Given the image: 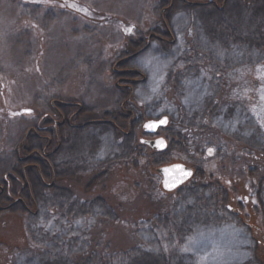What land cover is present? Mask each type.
Segmentation results:
<instances>
[{
	"label": "rangeland",
	"instance_id": "rangeland-1",
	"mask_svg": "<svg viewBox=\"0 0 264 264\" xmlns=\"http://www.w3.org/2000/svg\"><path fill=\"white\" fill-rule=\"evenodd\" d=\"M165 1L0 0V264L84 257L86 264H138L144 254L161 264H264V53L238 39L227 51L222 41L238 29L243 39L258 38L264 16L252 23V5L238 22L231 9L238 0H215L223 11L200 7L210 0H187L197 6L173 12L168 45ZM228 10L231 18L220 20ZM248 60L258 63V82L243 75L239 88L253 97L222 101L211 78L227 62L245 67ZM130 70L143 78L122 96L131 86L119 72ZM161 116L170 120L169 145L155 155L140 139L146 122ZM123 121L126 135L96 130ZM212 128L238 144V177L236 149L207 139ZM66 133H74L69 144ZM173 163L196 176L164 199L155 175Z\"/></svg>",
	"mask_w": 264,
	"mask_h": 264
},
{
	"label": "flooded vegetation",
	"instance_id": "flooded-vegetation-1",
	"mask_svg": "<svg viewBox=\"0 0 264 264\" xmlns=\"http://www.w3.org/2000/svg\"><path fill=\"white\" fill-rule=\"evenodd\" d=\"M227 0H222L223 4L226 2ZM228 2V1H227ZM226 2V4H227ZM254 1L253 0H243L241 2V0H238V3H236L235 5H232L231 4V9H236L238 10V18L236 17L237 21L240 22L241 19H240V14L239 13H243V10L247 7H250V6H256L255 8V12H254V15H253V19L251 20V22H257L259 16L262 17V15H259L258 14V4H254L253 3ZM210 3H213L215 7H217V9L219 11H223V6L219 5L218 2H216L215 0H210V1H206V3L203 5V8L207 5V4H210ZM207 7V6H206ZM202 8V7H201ZM229 10L226 12V13H218L219 15V19L220 20H223L222 18H231V15L230 13H228ZM214 15V14H213ZM212 16H208L207 18H212ZM258 17V18H257ZM257 18V19H256ZM260 19V18H259ZM235 27V28H234ZM233 29H237V26H234ZM239 28V26H238ZM238 34V35H237ZM242 34L240 33V30L238 29V33L236 32V35L233 37V38H230L231 40H228V38L225 36V37H222V41L224 42L223 46L224 48L227 50V51H231V49L234 48V41H236L238 39V46H244L246 45L247 48H250L253 52H256V53H264V37H263V34H261V36H259L258 38H254V36H250V37H247L246 39H243V37H241ZM164 40V39H163ZM164 41H167V44L168 45H171L172 43H174V39L173 37H171V40L169 38L165 39ZM243 41H245V43H243ZM242 43L244 45H242ZM249 59H251L250 57H248ZM249 62L252 63V61L248 60ZM247 64V63H246ZM258 64V63H257ZM256 63H252V64H247L245 67H243L242 64H238L239 66H230L229 63L227 62L226 65L229 66L227 68V70H225L223 73H221L220 76H218L219 74L215 75L213 78H211L214 82V83H217L218 86L221 88V92H224L222 94V98L221 100L224 101L225 99H227L228 101L230 100H233L235 102H239L240 99L242 98V96H246L245 98H251L253 97V94L250 90V92L248 93L247 91H245V93H243V88H239L241 86H239L240 82V78L244 75L245 78L249 81V85L252 84L253 86H256V82H258V79L256 80V77H255V74L257 73L256 70L258 69ZM261 66H264V62L262 63ZM234 70V73L233 71ZM238 72V75L236 74ZM215 74V73H214ZM234 75V77H233ZM238 76V78H236ZM209 78V77H208ZM210 80V79H209ZM237 82H238V93H232L233 91V85H237ZM210 84V82H209ZM226 88H228L226 90ZM237 91V89H235V92ZM242 91V94L240 93ZM164 117L161 116L160 118L156 119L155 121H160L162 120ZM169 123H170V120H168L167 122V125L164 126V127H159L157 128L153 133H150V132H147L144 127H143V131H142V134H143V138L140 139V145L144 146L145 148L149 149L151 151V153H155V155L157 154H163L164 153V150L167 149L168 145H169V139H167L164 135H163V131L169 129L168 126H169ZM59 127V126H58ZM51 132H53V130H49ZM47 133V132H46ZM124 135L127 134V132H124L123 133ZM61 139L63 136H60ZM206 137L207 139L208 138H212V137H218L220 140H223L225 141L226 143H231L229 145L228 148H235L236 150H234L232 152V157L234 158L235 161V169H236V172L237 174H235V177H238V144H234L235 146H232L233 143L231 141H226V139L222 138L221 137V134L217 132L216 128H212L211 131L208 133H206ZM158 141H162V144H166V147L165 149H160L158 148L160 146V144L158 145L157 142ZM148 142H153L155 144V146H153V144H149ZM142 143V144H141ZM228 145V144H226ZM230 152V151H229ZM231 158V157H229ZM174 164H183L185 165L189 170H191L193 172V175L191 177L190 180H188L187 182H185L184 184H182L181 186L175 188L174 190H167L165 188V182H164V179L165 177L163 176V174L160 172V169L164 168V167H167V166H171V165H174ZM171 165H167V166H162L160 169L157 170V173H156V178L158 179L159 181V186H160V189L157 191V193L159 194L160 196V193L163 194L164 196V199H169V198H174L176 196V193H178L179 190H181L186 184L192 182V180L194 179V177L196 176V171L194 168L190 167L189 165H186L184 163H173ZM218 183H216L217 185H222V182H221V179L220 180H217ZM238 182L235 178H234V183ZM238 184V183H237ZM161 190V192H160ZM232 200L235 201V196L232 197ZM170 201V200H169ZM173 201V200H172ZM231 209H233V207L231 206L230 207Z\"/></svg>",
	"mask_w": 264,
	"mask_h": 264
},
{
	"label": "trees",
	"instance_id": "trees-1",
	"mask_svg": "<svg viewBox=\"0 0 264 264\" xmlns=\"http://www.w3.org/2000/svg\"><path fill=\"white\" fill-rule=\"evenodd\" d=\"M254 2V4H258V2L259 1H261V0H253ZM166 3H164V6L162 7V9H163V16H162V23H163V26L166 28V30L168 29V27H169V29H168V31H166L164 34H166V36H168L169 38H171V37H173V35H172V33H171V22H172V16H173V14H175V13H173V12H178V11H182V10H184V11H189V10H191V9H193L192 8V5H194V6H197V4H194V3H190V2H188L187 0H170V1H165ZM208 2V1H207ZM192 4V5H191ZM214 6V4L213 3H210V4H207L206 6L207 7H209V6ZM200 7H203L202 5H200ZM260 11V12H259ZM258 11V14L259 15H262V16H264V8L263 9H261V10H259ZM216 14V13H215ZM213 15V12L212 13H210V16H212ZM262 19V21L264 20L263 18H261ZM261 21V20H260ZM150 33V32H149ZM150 35L151 34H148L147 36H146V40L144 39V44H142V43H138L137 45H135V46H137L138 48H139V50H141V49H144L147 45H148V41H149V37H150ZM263 37H264V34H263ZM135 43L134 42H132V45H134ZM130 45L131 44H129V48H131L130 47ZM139 50H135L134 52H133V54H136ZM128 58V57H127ZM125 62H126V60L125 59H123ZM121 72V71H120ZM119 72V75H122V76H125L126 78H128V83L130 84V88H126V89H123V92H122V96L124 95V96H128V95H130L133 91H135V88L137 87V85L139 84V81H141L142 80V78H143V75H141V73H139V72H136V71H132V70H130V71H126V73H125V71H122V73H120ZM124 98V97H123ZM53 104H55V103H53ZM57 107H60V104L58 105L57 104ZM131 114H132V116H133V113L131 112ZM131 116V115H130ZM97 126H99V125H97ZM129 127H130V125H128V123L126 122V121H123V122H119L118 123V125L116 126V128L114 127L113 128V130H108V129H106V128H102V127H100V128H98V129H96V130H100V131H98V133L100 132V133H102V135L101 136H106L107 134H110L109 132H111L112 134H115V135H117V137H120L121 136V134H123L127 129H129ZM53 134L55 135V132H53ZM61 134H63V133H61ZM66 135H67V137H68V139H67V144H69L70 142H71V140H72V136L74 135V133L73 134H69V133H66ZM94 137V138H93ZM56 138L58 139V136H57V134H56ZM95 138H96V135L94 136H92V138H91V143H92V147H91V152L90 153H92L93 154V151H94V149H93V146L95 147L96 146V143H99V142H97L98 141V139L96 138V140H95ZM99 138V137H98ZM35 143V142H34ZM89 143V142H88ZM40 144L38 143V146H39ZM85 146H87V142L85 141ZM96 150V149H95ZM239 152V151H238ZM96 153V152H95ZM94 153V154H95ZM240 153V152H239ZM153 154H155V153H153ZM150 156V155H149ZM150 157H153V155L151 154V156ZM241 157H242V155H241ZM240 157V154H239V156H238V159L239 158H241ZM256 160H259V158H257ZM44 163H42V165H43ZM44 167H45V169H47L46 170V172L48 171V170H50V171H52V169H51V166H47L46 164H44ZM82 167H84V166H82ZM21 168V167H20ZM238 168H241V165H238ZM83 169V168H82ZM22 170V169H21ZM20 170V171H21ZM77 170H81V166H79L78 168H77ZM232 174H233V172H232ZM32 175H33V181L35 182H39V183H41V180L39 179V176L37 175V173H35V172H32ZM233 177H234V175H233ZM9 178V177H8ZM5 179V181H4V185L7 187V188H9V186H10V188H11V186H12V182H14V180H12L11 181V179H10V181H9V179ZM231 180H234L233 178H232V176H231ZM15 181H16V179H15ZM17 182V181H16ZM243 183V182H242ZM30 184V183H29ZM223 184V183H222ZM224 185V184H223ZM239 185H241V182H240V184L238 183V188L240 189V186ZM28 186H31V184L30 185H26L25 186V192H26V196L27 197H29V196H31L30 195V193L29 194H27V190L29 189V187ZM29 195V196H28ZM73 196H74V198L75 199H78L77 197V194H72ZM6 196V195H5ZM4 198H6V197H4ZM30 198V197H29ZM31 203H34L33 202V199H31ZM34 207H35V204H34ZM24 211L23 212H26V213H30V210H28V211H26L27 209H23ZM22 213V212H21ZM121 216V215H120ZM123 216V215H122ZM123 219H121V221H123V222H125V221H127V218L126 217H122ZM130 228H131V226H130ZM38 253V252H37ZM96 253V252H95ZM100 256V255H99ZM100 258L102 259V261H104V262H106V260L104 259V258H102V256H100ZM129 258V257H128ZM127 258V259H128ZM154 258V256H147L146 254H144L143 256H142V258H141V260H139V261H136L137 259H135V261L136 262H138V264H139V262L141 263L142 261L143 262H146V264H161V261H159V259H158V263H156V260H154L153 259ZM99 260V259H98ZM109 260H110V258H109ZM75 261V260H74ZM73 261V262H74ZM86 262H87V258L86 257H84V258H77L76 259V263H74V264H86ZM108 262V261H107ZM153 262V263H152ZM69 262H66V261H62V260H60V259H58V260H48V259H46V260H44V262H43V264H68Z\"/></svg>",
	"mask_w": 264,
	"mask_h": 264
},
{
	"label": "water",
	"instance_id": "water-1",
	"mask_svg": "<svg viewBox=\"0 0 264 264\" xmlns=\"http://www.w3.org/2000/svg\"><path fill=\"white\" fill-rule=\"evenodd\" d=\"M167 120V122H168V119L167 118H163L162 120ZM149 123H155V124H157V125H159V121H148V122H146V124H149ZM145 124V125H146ZM167 125V123L165 124V125H160V126H166ZM160 126H158V127H160ZM157 127V128H158ZM156 128V129H157ZM144 129L147 131V132H150V133H153L154 131L153 130H148V129H146L145 127H144ZM149 144H153V146H155V144L152 142H148ZM156 147V146H155ZM165 147H166V144H160V146L158 147V148H160L161 150L162 149H165ZM177 166H179L180 168H182L184 171H186V172H190L191 173V175L190 176H186V177H183V178H181V173L180 172H178L176 169H177ZM165 169H170L171 171H169L168 173H166L164 170ZM160 172L163 174V176L165 177V179H164V182L165 181H168V186L166 187V185H165V188L167 189V190H174L175 188H177V187H179V186H181L182 184H184L185 182H187L188 180H190L191 179V177H192V175H193V172L191 171V170H189L185 165H183V164H174V165H171V166H168V167H164V168H162V169H160ZM176 181L175 183H173V181ZM165 184V183H164Z\"/></svg>",
	"mask_w": 264,
	"mask_h": 264
},
{
	"label": "snow or ice",
	"instance_id": "snow-or-ice-1",
	"mask_svg": "<svg viewBox=\"0 0 264 264\" xmlns=\"http://www.w3.org/2000/svg\"><path fill=\"white\" fill-rule=\"evenodd\" d=\"M128 31H131V29H129ZM24 114H28V115H30L31 114V110L30 109H25V112H24ZM167 123V120L165 119V120H160L159 121V125H157V124H155V123H149V124H146L145 125V128L146 129H148V130H155L158 126H160V125H165ZM157 144L159 145V144H162V141H158L157 142ZM211 152H212V149L210 148L209 149V154H211ZM178 172H180L181 173V178H183V177H186V176H190L191 175V173L190 172H186V171H184L182 168H180L179 166H177V169H176ZM166 173H168L169 171H171L170 169H165L164 170ZM176 181L174 180L173 181V183H175ZM165 185H166V187L168 186V181H165Z\"/></svg>",
	"mask_w": 264,
	"mask_h": 264
}]
</instances>
